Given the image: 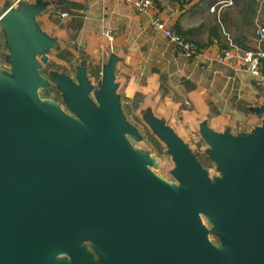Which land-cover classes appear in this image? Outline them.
Wrapping results in <instances>:
<instances>
[{
	"label": "water",
	"instance_id": "1",
	"mask_svg": "<svg viewBox=\"0 0 264 264\" xmlns=\"http://www.w3.org/2000/svg\"><path fill=\"white\" fill-rule=\"evenodd\" d=\"M42 8L0 15L11 65L0 73V264H264V104L246 135L199 125L221 174L213 183L188 144L144 116L176 164L177 184L164 181L126 138L142 137L121 109L117 57L102 67L98 91L84 65L72 77L35 69L54 47L35 24ZM45 79L73 116L38 102Z\"/></svg>",
	"mask_w": 264,
	"mask_h": 264
},
{
	"label": "crops",
	"instance_id": "2",
	"mask_svg": "<svg viewBox=\"0 0 264 264\" xmlns=\"http://www.w3.org/2000/svg\"><path fill=\"white\" fill-rule=\"evenodd\" d=\"M169 1L153 0L148 12L137 13L119 0H0V15L6 8L43 5L35 24L54 43L47 57L55 67L84 65L88 78L98 79L102 67L117 57L116 93L125 118L136 128L139 122L146 126L143 117L150 116L190 148L201 140L202 123L215 133L248 134L263 118L257 112L264 104L263 85L239 60L220 63L218 54L222 32L233 23L253 26L236 41L244 49L253 45L255 24H264V5L232 0L217 12L220 0ZM154 16L197 43L199 56L187 59L177 53L151 25Z\"/></svg>",
	"mask_w": 264,
	"mask_h": 264
},
{
	"label": "rangeland",
	"instance_id": "3",
	"mask_svg": "<svg viewBox=\"0 0 264 264\" xmlns=\"http://www.w3.org/2000/svg\"><path fill=\"white\" fill-rule=\"evenodd\" d=\"M165 1L167 2L168 0ZM170 1L169 3H171ZM250 30L253 31V26L250 27L249 24L242 25L241 23H233L228 29H225V31L232 37L235 42L237 40H240L244 33H249ZM8 55L9 50L6 47L5 37L0 26V73L11 75V65L7 61ZM35 69L40 75L48 78L49 72L53 70L68 75L70 74L69 76L72 77L75 68L72 69L70 67L69 69H66L64 66L55 67V65H53L52 63L43 64L39 61V58H37ZM71 80L73 82H76V79ZM99 80L100 79H89L95 91L99 90ZM45 81L47 82V85L45 87L37 89L38 102L42 103L45 100L54 102L59 105L63 112L73 116L71 112L65 107L61 92L54 81L52 79H45ZM89 97L94 103H96L94 93H91ZM146 119L154 129L158 127L156 123L152 122L149 116ZM261 122L262 121L260 120L257 125H254L252 127L251 130H253L257 126H260ZM135 125L137 126V129L140 132L139 135L141 134L142 138L140 137V140H135L136 138L133 139L130 136L126 135L127 140L132 144L133 148L142 150L144 153L149 154V156L153 158V163L148 165L149 170L153 174L159 176L164 181L170 182L172 184H177V181L173 175V172L176 169V164L174 163L171 155L168 153L167 148L155 138V136L148 130L145 125H143V123L139 122L138 124L135 123ZM191 149V152L195 156L197 163L201 166L202 169L206 171L207 177L213 183L217 178L221 176V174L217 170L215 163L212 162L204 152L205 149H208L207 145H205L202 140H198L195 144H193V147H191ZM202 222L203 225L206 226L209 230L212 229V225L204 217H202ZM209 239L211 242H216V238L212 234H209ZM86 245L90 248L89 243H86Z\"/></svg>",
	"mask_w": 264,
	"mask_h": 264
},
{
	"label": "built area",
	"instance_id": "4",
	"mask_svg": "<svg viewBox=\"0 0 264 264\" xmlns=\"http://www.w3.org/2000/svg\"><path fill=\"white\" fill-rule=\"evenodd\" d=\"M123 3L133 5L137 13H146L153 6V0H119ZM233 4L232 0H220L217 10L212 7L210 11L219 12L223 7ZM264 5V0H260ZM65 16V14L63 15ZM151 25L158 31L162 32L168 39L174 49L187 59H194L199 56L201 49L193 41L186 39L183 35L167 26L158 16L151 19ZM224 43L219 50L218 62L224 63L233 59L239 60L245 71L257 82L264 86V24L256 23L252 46L248 49L242 48L232 37L225 31L222 32Z\"/></svg>",
	"mask_w": 264,
	"mask_h": 264
},
{
	"label": "flooded vegetation",
	"instance_id": "5",
	"mask_svg": "<svg viewBox=\"0 0 264 264\" xmlns=\"http://www.w3.org/2000/svg\"><path fill=\"white\" fill-rule=\"evenodd\" d=\"M215 244H217V246H219V245H220V244H219V242H218V240H216Z\"/></svg>",
	"mask_w": 264,
	"mask_h": 264
}]
</instances>
